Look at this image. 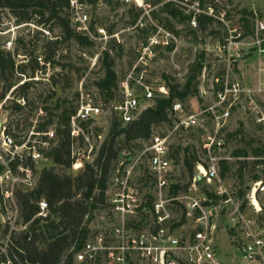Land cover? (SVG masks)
Returning a JSON list of instances; mask_svg holds the SVG:
<instances>
[{
	"label": "built area",
	"instance_id": "built-area-1",
	"mask_svg": "<svg viewBox=\"0 0 264 264\" xmlns=\"http://www.w3.org/2000/svg\"><path fill=\"white\" fill-rule=\"evenodd\" d=\"M81 6V2L69 0L75 32L106 39L104 28L97 27L96 32L90 29L89 18ZM208 11L207 16L216 17L225 28V37L217 43L216 50L227 61L223 74L212 76L210 81L212 104L196 112L191 101L186 104L173 100L168 114L169 129H153L149 139L141 141L144 145L140 153H131V148L118 153L114 168L106 174L103 202L83 218L82 225L89 230L87 238L78 249H69L73 264H264V179L252 181L241 202L239 197L232 199L221 179V170L231 159L220 156L228 145L223 133L233 113L246 114L264 130V104L255 99L264 94V79L260 80L264 74V21L255 15L244 35L241 25L225 11L216 16L211 7ZM194 16L190 18L193 28ZM173 42L175 37L170 31L157 28L146 42L139 44L132 67L118 77L117 99L114 95L105 102L80 96L69 118L72 171L80 172L86 165L96 168L95 159L105 141L102 128L107 122L110 126L116 120L124 126L151 107L156 98L169 96V86L149 75L158 50L169 49ZM252 52L261 58L257 68L259 80L256 88L247 89L235 64ZM202 92L206 94L204 89ZM191 129L202 135L199 148L203 159L197 158L187 189L173 196L170 190L178 183L171 182L175 165L168 137ZM35 134L41 136V147L36 148L33 141L15 142L2 134V146L9 155V162H0V205L6 213L11 210L18 190L30 192L36 187L38 175L31 163L42 160L45 150L55 144L54 128ZM254 160L264 161V155ZM199 182L204 192L194 198L191 194L198 191ZM37 208L36 217L48 216L44 200L37 202ZM178 208L180 219L175 217ZM97 209L103 210L98 221L101 227L91 232L89 224ZM223 215L224 227L219 229L218 221ZM188 222L193 223L189 232L185 230ZM26 226L24 223V229ZM222 239L227 241V251L221 250ZM0 264L11 263L7 260Z\"/></svg>",
	"mask_w": 264,
	"mask_h": 264
},
{
	"label": "rangeland",
	"instance_id": "rangeland-1",
	"mask_svg": "<svg viewBox=\"0 0 264 264\" xmlns=\"http://www.w3.org/2000/svg\"><path fill=\"white\" fill-rule=\"evenodd\" d=\"M77 1L81 2L82 12L88 16L93 31L96 32L97 27L104 28L106 39L88 37L92 43L81 46L72 39L61 36L60 30L51 23L47 26L38 25L35 21L17 23L7 10H0V50L9 51L12 54L15 66L28 65V60L34 58L38 64V70H35L32 76L28 75L29 67L24 75L14 72L11 79L15 81L7 90L4 82L0 81V162H9V155L1 142L3 133L11 136L15 142L33 141L36 148L41 147L39 144L41 136L34 132V128L44 122L42 117L45 115V110L41 108H47L51 113H55L56 105L65 102V105L71 109L77 105L80 96L84 99L86 95L94 101L101 100L95 82L102 76L105 53L113 60L117 77H122L132 67L139 44L146 42L157 28L170 31L175 37V42L170 49L172 51L166 48L158 50L155 63L151 65L149 78H159L166 84L182 85L190 67L198 56H202L203 68L197 79L198 95L192 99L187 98L183 103L188 104L191 101L196 112L211 105L212 97L209 94L212 76L223 74L227 66L226 58L216 50L217 43L225 37L223 34L225 28L216 17L204 31L198 29L196 18L194 28L190 20L177 23L161 11L165 2H172L174 8L185 15L190 13L208 15V8L211 7L216 16L217 12L223 10L235 23L241 25L244 35L249 31L248 25L255 15L264 21V0H202L201 6H199V0H141L140 5L135 0ZM243 10L246 13H243ZM71 14L69 9L68 15L72 27ZM166 25L173 26L177 33L168 30ZM19 38L20 41L17 40ZM51 52H54V64L45 61V55ZM260 59L257 53L252 52L240 58L235 64L242 84L247 89L256 88L259 80L257 68L260 66ZM52 77L56 84H51ZM260 78L263 80L264 74ZM25 81H30V87L24 91L20 90V86ZM203 89L206 94H203ZM201 93L206 96H202ZM21 95L25 98L23 99ZM114 98L117 99V92ZM255 99L259 104H264V94L256 95ZM55 123L56 118L49 128H54ZM109 127L107 122L102 128L103 140L107 137ZM160 128L167 130L169 125H161ZM238 129L240 132L234 134ZM223 134L228 145L220 156L229 157L231 160L223 173L221 170V179L232 199L237 200L238 191L245 192L251 186L253 176H261V168L255 164L252 149L264 147V130L255 126L246 114L238 112L230 116ZM201 136L199 131L191 129L179 131L168 137L171 153L176 156L172 184H187L190 177L188 170L182 164V148L190 146L196 151L197 158L203 159V153L199 148ZM122 144L121 136L116 137V147H121ZM143 145L144 143L140 142L132 146L131 150L128 149L131 153H140ZM177 149H179L178 153H176ZM241 150L246 153V158L239 156L241 159L238 160L235 153ZM45 158L31 163L38 177L44 168L53 169L60 176H75L79 173V171L54 165ZM115 162L116 159L110 162L107 176L114 168ZM140 171H143V168ZM199 183L198 191L191 194L194 198L204 192L203 184ZM21 193L25 192L21 191ZM240 199L238 201L241 202ZM95 213L89 224L91 232L101 227L98 221L103 210L97 209ZM180 216L181 209L178 208L175 217L180 219ZM50 218L53 219V215H50ZM225 219V215L221 216L218 221L219 229L224 227ZM192 227L193 223L188 222L185 230L189 232ZM23 229V216L15 195L9 212H4L0 205V257L4 255L6 261L9 260L11 264H25L14 254L15 240L21 235ZM220 246L222 251L228 250L226 239L220 241ZM10 255H14L13 259Z\"/></svg>",
	"mask_w": 264,
	"mask_h": 264
},
{
	"label": "trees",
	"instance_id": "trees-1",
	"mask_svg": "<svg viewBox=\"0 0 264 264\" xmlns=\"http://www.w3.org/2000/svg\"><path fill=\"white\" fill-rule=\"evenodd\" d=\"M199 6L203 4L199 0ZM0 10H7L17 23L35 21L38 25L47 26L52 24L60 30L61 36L72 39L81 46L90 45L92 42L88 37L75 32L69 21V0H0ZM161 11L177 23L190 20L194 13L183 14L174 8L172 2H165ZM216 11V10H215ZM243 13H246L243 10ZM199 30H205L212 24L213 18L205 14L194 16ZM247 22V21H244ZM168 30L174 33L173 26L166 25ZM93 30V28H90ZM247 34V33H246ZM61 38V37H59ZM20 41L21 39H17ZM57 42V41H55ZM54 42V44H55ZM172 46L169 48L171 49ZM54 52L45 55V61L55 63ZM34 59L28 60L27 65L15 66L12 54L9 51L0 50V81L4 82L6 90L15 81L12 74L17 72L23 74L28 69V75L32 76L38 70V64ZM202 56H198L190 67L185 82L180 84H167L169 96L167 98H156L151 107L143 110L136 120L124 126L116 120L111 121L107 137L99 149L95 159L96 168L86 165L77 175L56 174L53 169H42L38 177L36 187L30 192H16V198L23 216V223L27 226L15 240L14 254L25 264H73L69 249L74 246L78 249L88 236V228L82 225L83 218L88 212H92L98 203L103 202V191L105 189L106 174L109 164L115 160L122 149L132 148L141 141H147L156 127L169 124L168 114L173 100L185 101L187 98L198 95V76L202 70ZM7 74V76H5ZM118 77L114 71L113 60L105 53L102 76L95 82V86L103 101L113 99L117 90ZM30 81H25L20 90L30 87ZM51 84H56L53 77ZM24 99L25 97L21 95ZM76 105L70 109L63 104L56 105L55 113L47 108L42 117L44 122L35 127L34 132H45L53 124L55 144L44 152L54 165L70 169L69 153V118L74 113ZM240 132V129L234 134ZM121 136L122 146L116 147L115 138ZM178 150L176 153H178ZM237 156H246L244 151H237ZM254 157L264 155L263 148L252 149ZM173 158L176 157L172 154ZM198 161L196 151L190 146L182 148V164L188 170L189 178L193 173L194 164ZM245 163V162H244ZM243 163V164H244ZM256 165L262 166L261 176L254 175L253 181L264 179V161H255ZM14 166V165H13ZM224 166L222 169V173ZM187 184L173 185L170 195H177L180 191L187 189ZM97 192L94 193V191ZM79 194V197L77 195ZM244 192L238 191L241 198ZM44 200L48 206L46 218L36 217L37 202ZM53 215V219L50 218ZM42 223V224H41ZM41 245V246H40ZM14 255H10L13 259ZM6 262L4 255L0 257V263Z\"/></svg>",
	"mask_w": 264,
	"mask_h": 264
},
{
	"label": "bare ground",
	"instance_id": "bare-ground-1",
	"mask_svg": "<svg viewBox=\"0 0 264 264\" xmlns=\"http://www.w3.org/2000/svg\"><path fill=\"white\" fill-rule=\"evenodd\" d=\"M137 2L138 5L141 4V0H135Z\"/></svg>",
	"mask_w": 264,
	"mask_h": 264
}]
</instances>
